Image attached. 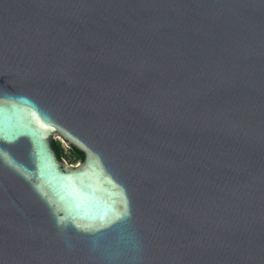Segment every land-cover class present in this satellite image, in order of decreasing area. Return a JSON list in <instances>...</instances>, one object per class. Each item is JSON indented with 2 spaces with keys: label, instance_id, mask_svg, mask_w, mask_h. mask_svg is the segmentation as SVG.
Returning <instances> with one entry per match:
<instances>
[{
  "label": "water",
  "instance_id": "95a60500",
  "mask_svg": "<svg viewBox=\"0 0 264 264\" xmlns=\"http://www.w3.org/2000/svg\"><path fill=\"white\" fill-rule=\"evenodd\" d=\"M0 264H264V0H0Z\"/></svg>",
  "mask_w": 264,
  "mask_h": 264
},
{
  "label": "trees",
  "instance_id": "16d2710c",
  "mask_svg": "<svg viewBox=\"0 0 264 264\" xmlns=\"http://www.w3.org/2000/svg\"><path fill=\"white\" fill-rule=\"evenodd\" d=\"M53 145L54 147L56 148L57 150V153H58V159H66V155H65V152H64V148L62 147L61 143L58 141V140H53ZM65 150L67 151L68 153V164H71V163H74V162H80L79 161V158L78 156L73 153L70 149L68 148H65Z\"/></svg>",
  "mask_w": 264,
  "mask_h": 264
},
{
  "label": "rangeland",
  "instance_id": "374dc122",
  "mask_svg": "<svg viewBox=\"0 0 264 264\" xmlns=\"http://www.w3.org/2000/svg\"><path fill=\"white\" fill-rule=\"evenodd\" d=\"M55 140H57V139H55ZM60 142V141H59ZM61 143V142H60ZM61 145H62V147L64 148V152H65V155H66V159H62L64 162H65V164L67 165V166H72V167H74V166H76L77 164H78V162H74V163H71V164H68V153H67V151L65 150V146L61 143Z\"/></svg>",
  "mask_w": 264,
  "mask_h": 264
}]
</instances>
